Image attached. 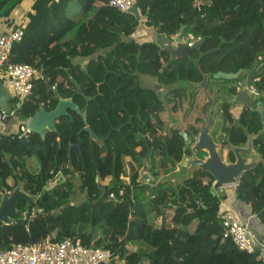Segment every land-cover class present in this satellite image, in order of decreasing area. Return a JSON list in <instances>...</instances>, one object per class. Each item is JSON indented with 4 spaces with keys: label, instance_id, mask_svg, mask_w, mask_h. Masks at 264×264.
I'll return each mask as SVG.
<instances>
[{
    "label": "trees",
    "instance_id": "obj_1",
    "mask_svg": "<svg viewBox=\"0 0 264 264\" xmlns=\"http://www.w3.org/2000/svg\"><path fill=\"white\" fill-rule=\"evenodd\" d=\"M21 1L0 0V7L5 5L0 16L9 17ZM107 1L33 0L23 36L12 47L8 64L26 63L45 75L34 82L31 94L19 107V101L10 100L16 118L24 123L41 107L50 112L59 99H72L85 119L69 110L56 120L55 131L44 137L31 133L33 150L20 143L19 131L0 135V200L4 190L10 193L18 185L36 198L28 206L25 201L17 204L11 224L0 222V249L15 244L43 246L45 241L57 244L70 238L87 247L109 250L116 257L111 264H142L143 260L148 264H264L257 253L246 254L223 238L218 198L211 194L213 179L207 173L194 170L189 179L176 185L157 181L174 171L183 156L192 155L184 147L182 134L194 142L205 98L201 89L192 93L174 90L169 93L168 108L160 105L155 111L159 97L141 86L139 76L155 78L163 86L177 79L199 83L202 76L187 58L170 61V55L154 43L137 41L133 35L140 20L108 6ZM72 2L82 16L78 20L67 17ZM135 6L147 29L171 38L179 33L200 37L199 49L192 48L190 57H200L202 71L223 53H240L234 40L244 28L264 31V0H135ZM101 50L105 53L98 58L103 70L99 84L73 60ZM261 61L260 67L245 76V86L253 85L258 96L251 109H242L237 119L232 110L239 103L229 99L242 89L239 81L208 80L211 96L220 93L227 98L217 99L219 111L212 118L213 138L222 159L228 144L242 146L246 142L244 129L255 135L263 127L264 120L252 110L260 102L264 111L260 94L264 90V53ZM101 89L109 97L131 96L138 113L145 115L142 120L125 108L112 109L124 138V145L117 144L113 150L81 131L87 125L104 137L110 129V118L100 105ZM78 138L83 143L80 150H72L69 167L68 149ZM253 147L264 159V135ZM126 151L132 155L129 163L124 161ZM226 158L233 162L232 153L226 152ZM142 168L149 174L146 181L139 174ZM56 173L64 181L44 191L45 183ZM122 177L129 178L130 186ZM106 179L110 181L100 199L99 186ZM75 182L85 195L83 210L70 201ZM234 197L237 204L248 207L264 232V163L244 173ZM128 245L140 248L130 251Z\"/></svg>",
    "mask_w": 264,
    "mask_h": 264
},
{
    "label": "water",
    "instance_id": "obj_2",
    "mask_svg": "<svg viewBox=\"0 0 264 264\" xmlns=\"http://www.w3.org/2000/svg\"><path fill=\"white\" fill-rule=\"evenodd\" d=\"M129 13L137 20L140 18V14L136 6L132 7L129 10ZM149 30L152 35L150 42L154 43L161 50L166 51L170 55V61L178 58H187L190 62H192L196 70L202 76V80L199 83H191L187 80L181 81L177 79L173 84L164 86L163 90H167V92L184 90L188 93H192L195 89H201L205 98V101L201 106L202 119L200 121V127L197 131L196 140L191 142L188 135L185 133L182 134V138L184 140L185 148L196 154L204 152L207 154V157L200 159L192 155L183 156L180 162L176 163V169L174 171L160 177L163 178L164 181L174 182V185L182 184L184 181L189 179L192 171L200 170L207 173L219 185L236 186L244 173L251 171L260 163H264V159L256 155L253 147L254 141L264 135V124L262 129L255 135L249 134L246 129H244L246 142L242 146H232L228 144L225 147L227 152L232 153L233 162L228 158L222 159L219 155L220 147L213 138L215 130L212 128V118L214 115L212 116L209 109L215 108V103L218 98H227L220 93L211 96L208 92L207 84L209 79H222L226 81L236 80L239 81L241 86H244L245 81L243 77L255 69H241L236 72L217 71L215 73H204L199 66L200 57L196 60H192L190 57V50L192 48L186 47L181 42L180 37H175L174 40H171V38L164 34L156 33L153 29ZM200 44L201 42H198L193 49H199ZM5 93L6 90L0 83V107L8 110L4 102L6 96ZM229 100L241 104L242 109H251V98L244 89H241L233 99ZM17 107H19V104H17ZM69 110L76 112L81 115L83 119H85V114L80 112L78 106L73 103L72 99H59L54 110L47 112L42 107L37 110L34 115L28 119L27 128L32 133L38 134L40 137H44L46 132L55 131L56 120L62 115H67ZM252 110L259 114L261 121L264 120V111L261 108L260 102H257L255 109ZM81 131L86 132L89 138L94 141L104 142L106 140L104 137L97 136L96 133L87 125ZM19 140L23 146L33 150L32 142L29 137L20 136ZM82 143V139L78 138L76 144H71L69 146V167L71 165L72 150H80ZM255 155L256 159L249 161V157ZM143 179L145 181L148 179L146 174L143 176ZM99 192V198L103 199L106 194V189L100 185ZM211 194L214 196L213 192H211ZM35 199V197L24 193L21 189V185L15 187L10 193H7V191L4 190V194L0 200V222L4 225L11 224L13 222L11 217L17 213V204L21 201H25L28 206L30 203L34 202Z\"/></svg>",
    "mask_w": 264,
    "mask_h": 264
},
{
    "label": "built area",
    "instance_id": "obj_3",
    "mask_svg": "<svg viewBox=\"0 0 264 264\" xmlns=\"http://www.w3.org/2000/svg\"><path fill=\"white\" fill-rule=\"evenodd\" d=\"M107 4L121 13H129V10L135 6V0H108ZM26 24L27 19L24 15L17 22L11 23L8 30L0 33V83L6 92H9L11 99L19 101V105L31 94L34 82L45 77L42 71L26 63H7L12 47L23 36ZM196 40V43L202 41L200 37ZM185 46L193 48L195 45L189 42L185 43ZM243 89L250 98L258 96L253 85L245 86ZM260 94L264 97V90ZM14 110V107L11 111L0 107V121L6 123ZM27 122L28 120L20 125L18 129L20 136L31 135ZM63 181V176L56 173L47 180L43 190L49 191ZM235 187V185H219L214 180L211 183V192L218 198L217 215L223 228V238L231 240L238 250L246 254L257 253L258 259L264 261V235L258 236L252 233L249 219L242 215L236 204ZM110 199H113L112 195ZM196 204L199 205V202ZM115 258L109 250L87 247L80 240L70 238L57 244L45 241L43 246L15 244L0 249V264H111Z\"/></svg>",
    "mask_w": 264,
    "mask_h": 264
},
{
    "label": "rangeland",
    "instance_id": "obj_4",
    "mask_svg": "<svg viewBox=\"0 0 264 264\" xmlns=\"http://www.w3.org/2000/svg\"><path fill=\"white\" fill-rule=\"evenodd\" d=\"M67 17L71 20H78L82 17L76 2H72L70 4V6L67 10ZM70 37L71 36L69 35L66 37V39H69ZM177 37H180L181 42L184 45H185V43H189V42H193L194 45L197 44L196 38L187 37V36L182 35L181 33H179L177 35ZM169 38H171V37H169ZM171 40H174V38H171ZM234 43L238 47H240V53L239 54H233L232 52H226V53L219 55L212 63H210L209 65L204 67V69H203L204 73H208L211 71L217 72V70L222 71V72L223 71L226 72V71H231L233 68H239L238 70H241V69H246V70L257 69L258 67H260L262 65L261 54L264 53V31L259 32V31H257V29L244 28L243 31L241 32V34L234 40ZM98 58H99V56L95 55L91 58V60L89 62H84L85 61L84 59H77L76 61H77V63H79L80 67L86 71L87 77L97 78L98 79L97 82L100 84L103 70L100 66L101 64L99 63ZM140 76H141V81H140L141 86L144 88L152 89L159 97V100H160L159 104L154 106V110L157 111L160 105H164L167 109L168 108L167 100L169 98L170 92H167V90H161L160 91L159 89L161 87L158 88V86L155 85V84H158L155 78H152L149 76H143V75H140ZM243 79L245 81V76L243 77ZM244 87H245V85L242 86V88H244ZM101 92H103L102 97H101L103 99V101L100 102L101 108L107 114V116L110 118V121H111V122H109L110 129L108 130L110 132L105 130L107 135L105 134L106 136H104V138H106L104 143L106 144L107 149L113 150L114 146L117 144L124 145V138L120 134L119 123L114 120V117L111 114L112 109L115 107L125 108L129 111L130 115H136V116L140 117V119H142V120H144L145 115H141L138 113V108H137L135 102L132 100L131 96H126L124 94H113L109 97V96H106V93L104 91H102V89H101ZM253 100H254V98L252 97L251 98V104L253 103ZM236 105H238V106H236L235 108L238 107V108L242 109L241 104H236ZM212 113H213V115L215 114V112H212ZM235 114L233 116L235 119H237L238 114L237 115H235ZM12 118L14 120L12 122L11 128H13L15 126V123H16L15 118L13 116H12ZM166 120L168 121V123H171L168 114H166ZM166 130H167V134L170 135V131H169L168 127L166 128ZM108 137H110L109 140H107ZM195 140H196V136L194 137V141ZM226 152L227 151L225 150L223 153V159L226 158ZM191 153H192V156H196L197 158H200V159H204L207 157V154L204 152L198 153L199 155H197L196 153H193V152H191ZM123 155H124L125 163L131 162L132 155L129 151H126L125 154H123ZM255 159H256V156L249 157V161H253ZM151 160H153V156H152ZM126 170H127V174H129V169L127 168ZM139 174L143 175V176L146 174L147 177H149L148 176L149 174L147 173L146 168L140 169ZM109 181H110L109 179H106L104 182L101 183V186L104 187L105 185L109 184ZM122 181L130 186L129 178L122 177ZM157 181L158 182H167V181H164V179L161 177H159L157 179ZM168 183H172L174 185V182H172V181H170ZM78 185H79L78 182H75V184H74V190L75 191H74L73 195L71 196L70 201H71L72 205L79 206L83 210L84 208L82 206V203L85 200V195L81 194L77 190ZM251 231H252V233H254V224L251 228ZM170 235H173V233ZM139 248H140L139 245L138 246L128 245V249L130 251H134V250L136 251ZM141 248H142V246H141ZM141 263L142 264H148V262L146 260H143Z\"/></svg>",
    "mask_w": 264,
    "mask_h": 264
},
{
    "label": "crops",
    "instance_id": "obj_5",
    "mask_svg": "<svg viewBox=\"0 0 264 264\" xmlns=\"http://www.w3.org/2000/svg\"><path fill=\"white\" fill-rule=\"evenodd\" d=\"M32 3H33V0H22L20 2V4H18V6L11 12L9 17L5 18L3 16H0V33L5 32L6 30H8L10 25H11V23L17 22L21 17H23L24 15H27L31 11ZM4 7H5V5H3V7H0V13H1V10H3ZM139 20H140V28L137 30V32H135L133 37L139 42L151 41L152 35L150 33V30L144 27V25H143L144 19H142V17L140 16ZM104 53H105V50L97 51V52L91 54L89 57L84 58V60H85L84 62H89L91 60V58L93 56H95V55L103 56ZM77 59H81V58L74 59L73 60L74 64H79L76 61ZM139 80L141 81V76H139ZM155 85H157L158 88L161 87L159 89L160 91L163 90V88H164L163 85H159V84H155ZM5 95L6 96H5L4 102H5L6 106H7V109L9 111H11V109L13 108L14 105H12L10 103V100H11L10 94H9V92H6ZM209 111L211 112L212 116H213L212 112H215L214 115L216 116L219 110H218V108L215 107V108L209 109ZM241 111H242V109L237 107V108L232 110V114L234 115L236 113L235 115H237V114L239 115ZM12 116L15 118V122H16L15 126L13 128H11L12 127V122L14 120L12 118ZM12 116H10V119L6 123H2L0 121V135H9V134L17 133L20 125L22 124V122L18 118H16L14 115H12ZM237 206H238L239 210L241 211L242 215L245 218L249 219V225H250L251 228H252V226L254 224V233L256 235H258V236H263L264 232L262 231V228H261L262 226L259 224L258 220L255 217L250 215L248 207L245 206V205H241V204L239 205V203L237 204ZM132 246H138V245H132Z\"/></svg>",
    "mask_w": 264,
    "mask_h": 264
},
{
    "label": "flooded vegetation",
    "instance_id": "obj_6",
    "mask_svg": "<svg viewBox=\"0 0 264 264\" xmlns=\"http://www.w3.org/2000/svg\"><path fill=\"white\" fill-rule=\"evenodd\" d=\"M252 105V104H251ZM166 134H167V130H166ZM147 165H149V163L147 162ZM148 180V179H147Z\"/></svg>",
    "mask_w": 264,
    "mask_h": 264
},
{
    "label": "clouds",
    "instance_id": "obj_7",
    "mask_svg": "<svg viewBox=\"0 0 264 264\" xmlns=\"http://www.w3.org/2000/svg\"><path fill=\"white\" fill-rule=\"evenodd\" d=\"M243 89V88H242Z\"/></svg>",
    "mask_w": 264,
    "mask_h": 264
}]
</instances>
